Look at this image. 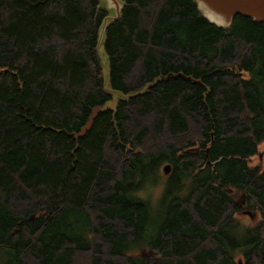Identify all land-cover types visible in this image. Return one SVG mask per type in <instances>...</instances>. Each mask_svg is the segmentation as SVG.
<instances>
[{"label": "trees", "instance_id": "1", "mask_svg": "<svg viewBox=\"0 0 264 264\" xmlns=\"http://www.w3.org/2000/svg\"><path fill=\"white\" fill-rule=\"evenodd\" d=\"M121 1L104 42L108 87L127 95L115 103L99 0H0V257L264 264V167L250 162L264 141V23L216 27L194 0ZM161 162L186 183L156 208L137 193ZM243 208L258 219L234 241Z\"/></svg>", "mask_w": 264, "mask_h": 264}, {"label": "water", "instance_id": "2", "mask_svg": "<svg viewBox=\"0 0 264 264\" xmlns=\"http://www.w3.org/2000/svg\"><path fill=\"white\" fill-rule=\"evenodd\" d=\"M194 2L201 16L216 27L228 28L235 15L250 17L257 23H264V0H194ZM99 5L107 15L103 18L98 30L96 51L101 60L103 87L113 94V100L116 103L117 99H125L127 95H123L108 87L109 66L108 57L104 52V42L106 28L109 23L120 18L123 3L121 0H99ZM99 108L100 107L97 106L92 109L87 123L80 129L77 136H82L90 128ZM242 195L236 200L238 206L243 204L242 201H240ZM243 213L252 217L251 212L248 210L243 211Z\"/></svg>", "mask_w": 264, "mask_h": 264}, {"label": "rangeland", "instance_id": "3", "mask_svg": "<svg viewBox=\"0 0 264 264\" xmlns=\"http://www.w3.org/2000/svg\"><path fill=\"white\" fill-rule=\"evenodd\" d=\"M262 77L264 78V73L262 74ZM250 162L252 164H260L262 167H264V141H261V143L258 145V152L254 156L251 157ZM154 167V166H153ZM145 171L144 176L141 178V188L137 194L141 196L145 200L151 201L152 207L162 208V199L164 197V194L167 191V188L172 187V190H175V187L177 184H181L182 181L178 180L173 173L172 167L169 168L168 165H166V162H161L159 165L154 167V171H152L149 175H146L150 171ZM165 179V180H164ZM165 181V182H163ZM186 183L184 180L182 184ZM243 204L240 205L244 206V196L240 198ZM248 210L246 208H243L240 213L235 214V230L237 232H234L233 229L229 231V236L234 241L242 240L245 236H247L248 231L250 228L255 224V222L258 219V212L257 211H251L252 217H250L247 214H244L243 211ZM156 217L153 214V220H155ZM145 251L149 250L145 247H143ZM137 250V249H134ZM142 250V248L138 249L136 252ZM238 250V249H237ZM5 255V252L2 251V256ZM4 258L0 257V264H4Z\"/></svg>", "mask_w": 264, "mask_h": 264}]
</instances>
